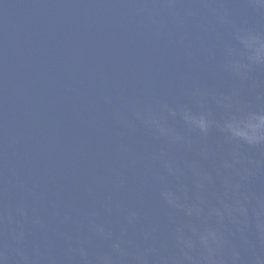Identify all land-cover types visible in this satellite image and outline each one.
I'll return each mask as SVG.
<instances>
[{
  "label": "water",
  "instance_id": "1",
  "mask_svg": "<svg viewBox=\"0 0 264 264\" xmlns=\"http://www.w3.org/2000/svg\"><path fill=\"white\" fill-rule=\"evenodd\" d=\"M0 264H264V0H0Z\"/></svg>",
  "mask_w": 264,
  "mask_h": 264
}]
</instances>
